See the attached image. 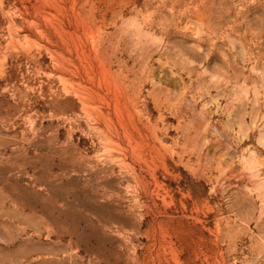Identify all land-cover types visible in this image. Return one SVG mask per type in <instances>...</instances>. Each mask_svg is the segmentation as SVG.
<instances>
[{"label": "rangeland", "instance_id": "1", "mask_svg": "<svg viewBox=\"0 0 264 264\" xmlns=\"http://www.w3.org/2000/svg\"><path fill=\"white\" fill-rule=\"evenodd\" d=\"M0 264H264V0H0Z\"/></svg>", "mask_w": 264, "mask_h": 264}]
</instances>
